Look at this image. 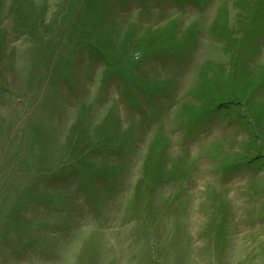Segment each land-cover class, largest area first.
I'll return each mask as SVG.
<instances>
[{
    "label": "rangeland",
    "instance_id": "rangeland-1",
    "mask_svg": "<svg viewBox=\"0 0 264 264\" xmlns=\"http://www.w3.org/2000/svg\"><path fill=\"white\" fill-rule=\"evenodd\" d=\"M0 264H264V0H0Z\"/></svg>",
    "mask_w": 264,
    "mask_h": 264
}]
</instances>
